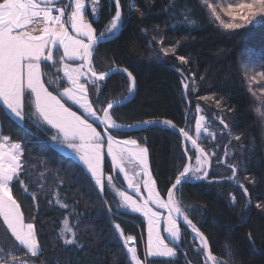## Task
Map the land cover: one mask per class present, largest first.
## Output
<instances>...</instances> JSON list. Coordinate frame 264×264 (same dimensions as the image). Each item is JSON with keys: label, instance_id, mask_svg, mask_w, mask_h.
<instances>
[{"label": "trees", "instance_id": "1", "mask_svg": "<svg viewBox=\"0 0 264 264\" xmlns=\"http://www.w3.org/2000/svg\"><path fill=\"white\" fill-rule=\"evenodd\" d=\"M134 2L144 15L129 11L128 5L133 0H120L125 22L115 38L98 45L93 56L98 73L114 67L127 68L135 78L134 96L110 114L118 125H134L149 119L170 120L195 137L199 105L206 126L216 134L214 139L204 134L206 139L198 141L209 153L210 171L200 182L194 178L178 186L176 198L189 219L207 237L214 254L224 256L228 245L236 264H264V117L256 111L259 108L264 112V104L249 91L246 72L242 70L245 65L257 73L264 71V23L254 22L243 29L226 31L212 22L200 0H175L174 6L172 0ZM114 14L112 0H100L97 16H90L89 20L95 21L93 27L99 33ZM161 38L163 43L158 42ZM172 46H176L175 55L165 56L161 49ZM177 56H184L187 63H181ZM261 83L264 85V81ZM184 84L188 85L187 89ZM99 86L98 94L89 86V99L98 98L102 102L93 104L100 116L107 101L128 94L130 81L125 73L117 72L100 81ZM202 96H214L220 106L200 99ZM72 108L78 110L74 105ZM25 112H30L27 103ZM221 118L227 128L220 123ZM0 121L3 135L10 136L11 142L20 143L24 149L21 179L29 193L36 195L33 201L20 185L14 187L13 194L21 203L25 220L36 225L41 241L43 254L32 258L36 264H127L126 250L113 221L121 225L126 236L136 237V247L142 256L144 220L127 210L117 212L118 199L106 191L101 195L79 160L50 148L49 139L55 135L51 128L46 125L38 128L27 121L26 128H22L3 116ZM89 122H92L90 118ZM112 133L116 138L135 139L146 147L151 175L164 199L167 189L187 164L181 138L164 124L135 132ZM186 148L193 164L195 150L189 142ZM228 163L236 166L237 178L248 189L247 196L235 182L227 179L232 175ZM104 172L112 173L107 158ZM245 176L254 178L255 183H249ZM232 196L236 198L235 203ZM57 199L68 204V208H61ZM257 204L262 207L258 208ZM66 216L72 224H77L78 219L75 231L83 248L66 245L60 238ZM179 227L181 238L171 264L188 261L203 264V257L196 251L200 242L195 234L182 225ZM249 233L255 247L249 241ZM14 244L0 221V246ZM167 259L155 258L152 264H164Z\"/></svg>", "mask_w": 264, "mask_h": 264}, {"label": "snow or ice", "instance_id": "2", "mask_svg": "<svg viewBox=\"0 0 264 264\" xmlns=\"http://www.w3.org/2000/svg\"><path fill=\"white\" fill-rule=\"evenodd\" d=\"M112 2L115 5V14L105 25L104 30L97 33L93 27L95 21L90 22L89 17L97 16L100 0H0V116L7 117L22 128H26V121L38 128L44 125L51 126L55 129V135L50 137L52 141L50 148L70 150L67 155L78 158L84 169L90 173L91 180L101 194L106 188L114 192L120 198L117 212L123 208L138 212L146 219L147 241L142 256L134 243L130 246V242H135L136 237L126 236L121 225L113 221L114 230L123 241V248L126 250L127 264H152L155 258H168L164 264H171V260L177 255L176 249L181 238L178 223L180 219L199 238L200 247L196 251L203 257V264H236L235 256L228 245H225L224 253L228 259H224V256L218 257L211 251L207 237L189 219L176 198L178 186L192 178L201 180L208 176L204 169L210 161L209 153L198 141L203 142L206 139L204 134L213 139L216 134L209 131L205 124V116L200 115L196 119L195 137L184 128L179 129V133L186 141L191 142L192 149L195 150L193 152L195 166L191 163L192 157H188L189 162L176 176L175 183L167 189L166 200L161 198L160 192L156 189V181L148 170L147 149L140 147L136 140H117L115 134L109 131L123 127L115 122L109 109L126 102L136 86L135 78L127 68L114 67L98 73L93 66V56L98 45L112 39L125 22L120 0ZM200 3L212 22L226 31L243 29L254 22L264 23V0H200ZM174 4L175 0H172V5ZM128 7L130 12L135 10L139 15H144L134 0ZM185 19L187 20V16ZM155 39L153 36V40ZM158 42L163 43V39ZM149 43L151 44V41ZM161 51L165 56L169 53L175 55L176 46L162 48ZM177 59L181 63H187L184 56H177ZM77 61L79 63H76ZM61 72L63 75H60ZM117 72L127 74L130 81L129 95L107 101V107L101 109L103 112L101 117L93 104L102 102L98 98L95 101L89 99V86L98 94L99 82ZM245 75L249 80V91L264 104V87L259 89L260 95L251 87L253 83L259 84L260 81H264V71L250 77L247 73ZM257 76L260 80H257ZM184 88L187 89L188 85L184 84ZM200 99L214 101L220 106V101L215 100L214 96H202ZM69 101L71 104H68ZM26 103L30 109L28 114L25 112ZM72 105L78 106V110L74 111ZM196 111L197 113L202 111L199 105ZM256 111L264 117V112H260L259 108ZM89 118L92 122H89ZM96 121L99 123L94 126ZM141 123L145 125L163 123L172 128L176 127L170 120L162 122L145 120ZM220 123L224 128L228 127L222 118ZM101 126L102 130L98 131ZM235 138L240 139L239 136ZM187 151L186 148L185 154ZM23 152L20 143L11 142L10 136L3 135L0 121V221L15 241L12 247L0 246V264H36L32 258L43 254L36 225L31 220L26 222L21 203L13 194L15 185H20L26 195H30L33 201L36 199L35 193H29L24 180L21 179L24 171L21 159ZM106 157L111 158L112 167L118 170L117 176L123 173L128 188L132 189L136 198L117 186L114 182L116 176L111 174L105 176ZM220 162L223 161H218ZM126 165L133 169L138 167L140 170L129 175ZM227 167L232 171V175L227 179L235 182L247 196L248 189L237 178L236 166L228 163ZM141 174L142 178L136 179L141 177ZM244 179L249 183H255L254 178L245 176ZM142 188L147 192L146 198L141 195ZM231 199L235 203V196ZM56 203L61 208H68V204L62 203L60 199H57ZM152 205L155 206V210ZM256 206L262 207L261 204ZM159 209H166L167 216H163ZM109 212H112L111 208ZM71 215L72 213H69V216ZM62 223L60 238L64 244L83 248L77 241L75 231L78 219L77 224H72L66 216ZM66 233L70 234L71 238H65ZM249 241L255 247L251 233ZM187 264L191 262L188 261Z\"/></svg>", "mask_w": 264, "mask_h": 264}, {"label": "rangeland", "instance_id": "3", "mask_svg": "<svg viewBox=\"0 0 264 264\" xmlns=\"http://www.w3.org/2000/svg\"><path fill=\"white\" fill-rule=\"evenodd\" d=\"M93 18H95V17H93ZM242 66V65H241ZM249 66H245L244 65V69H242V70H245V72L249 75H247L248 77H250V76H252V75H255L257 72L256 71H253L251 68H248ZM257 80H260V78H259V76H257ZM246 84H247V86L249 87V80L246 78ZM251 87L253 88V90H255L256 92H257V95H260V92H259V89L261 88V87H264V85H262V83H261V81H260V83L259 84H256V83H253L252 85H251ZM70 103H71V101H70ZM257 103H258V101H257ZM256 103V104H257ZM75 107H77L78 108V106H76V105H74ZM262 108V107H261ZM80 111H82V110H80ZM102 114V113H101ZM200 115H203V114H201L200 112L199 113H197V111H196V119L197 118H199V116ZM91 119V118H90ZM196 119H195V124H196ZM206 118H205V124H206ZM208 123H210V122H208ZM207 127H208V129H210V126H208L207 125ZM210 131V130H209ZM117 140H135V139H132V138H123V139H121V138H116ZM49 141L52 143V141H51V139H49ZM137 141V140H136ZM137 144L140 146V147H142V148H146L144 145H142L141 143H139L138 141H137ZM63 152H65V153H68V151L67 150H65L64 149V151ZM72 157H74L76 160H78V158L77 157H75L74 155L72 156ZM107 159H108V157H106ZM146 160H147V167H148V170H149V172L151 173V171H150V166H149V161H148V153H147V156H146ZM109 161V160H108ZM110 163V162H109ZM111 165V164H110ZM193 166H195V159H194V162H193ZM126 169H127V171L129 172V175H133V172L134 171H139L140 169L137 167V168H135V169H133L131 166H128V165H126ZM207 169V165L205 166V169L204 170H206ZM111 170H112V173H113V170H114V168L111 166ZM112 173H111V175H112ZM89 174V173H88ZM115 175H116V173H114ZM120 174V178H118V176L116 175V177H117V180L119 181V186L120 185H122L123 183H125V181H124V179H123V177H124V175H123V173H119ZM201 173H197V175H200ZM107 175H109V174H105V176H107ZM123 177H122V176ZM142 175L143 174H141V177H136V179H141L142 178ZM89 176H90V174H89ZM91 178V177H90ZM153 178V177H152ZM192 179H194V178H192ZM93 182V184H94V181H92ZM127 182V181H126ZM96 187V186H95ZM96 189L98 190V188L96 187ZM130 190H132V189H130ZM98 192H99V190H98ZM100 193V192H99ZM101 194V193H100ZM104 194V193H103ZM102 195V194H101ZM141 195L142 196H144L145 198L147 197V192L146 191H144L143 190V188L141 189ZM162 198V197H161ZM120 199V198H119ZM163 199V198H162ZM120 200H118V202H119ZM152 207L154 208V210H155V206L154 205H152ZM119 210H124L123 208H121V209H119ZM159 211L162 213V215L163 216H167V210L166 209H159ZM131 213V212H130ZM132 214H134V213H132ZM135 215H137V214H135ZM142 216V215H141ZM140 216V217H141ZM142 218H143V220H144V222H145V245H146V241H147V221H146V219L142 216ZM162 227H163V225H162ZM162 234L163 235H166V233H163L162 232ZM65 238H71V235L70 234H65ZM197 239V241L198 242H200V240H199V238L198 237H196ZM123 242V241H122ZM133 243L135 244V246H136V242H130V246H133ZM170 246H173V245H170Z\"/></svg>", "mask_w": 264, "mask_h": 264}, {"label": "water", "instance_id": "4", "mask_svg": "<svg viewBox=\"0 0 264 264\" xmlns=\"http://www.w3.org/2000/svg\"><path fill=\"white\" fill-rule=\"evenodd\" d=\"M113 5H114V3H113ZM114 8H115V5H114ZM121 30V29H120ZM120 32V31H119ZM119 32H117L116 34H115V36H113L112 37V39L113 38H115L118 34H119ZM111 40V39H110ZM109 41V40H108ZM126 74V73H125ZM112 75V74H111ZM127 75V74H126ZM107 79V78H106ZM105 79V80H106ZM135 92H136V86H135V88H134V90H133V92H132V94L129 96V99L126 101V102H128L133 96H134V94H135ZM127 95H129V93L127 94ZM126 102H124V103H126ZM123 103V104H124ZM123 104H121V105H123ZM121 105H119V106H121ZM116 107H118V106H114V108H116ZM113 108V109H114ZM113 109H109V112L111 111V110H113ZM101 117L103 116V112H102V114L100 115ZM149 120H156V121H160V122H162V121H164V120H166V119H149ZM157 124H163V123H157ZM174 124V123H173ZM152 125H155V124H149V125H145V124H142L141 122L140 123H138V124H134V125H131V127H127L128 125H121V126H123V127H121V128H119V129H110L109 131H111V132H117V133H126V132H135V131H140V130H143V129H145V128H147L148 126H152ZM175 125V124H174ZM176 126V125H175ZM168 127H170V126H168ZM171 129H172V131L176 134V135H178L180 138H181V147H182V150H183V152H184V154H185V149H186V142H189L190 144H191V142L190 141H186L185 139H184V137L179 133V129H181V128H179V127H175V128H172V127H170ZM186 155V159H187V163L189 162L188 161V155L187 154H185ZM206 171L209 173V171H210V161H209V164L207 165V169H206ZM205 179V178H204ZM204 179H201V180H196V179H194V181L195 182H200V181H202V180H204ZM173 183H175V180H174V182ZM172 183V184H173ZM171 187V186H170ZM175 191V190H174ZM165 200L167 199V193H166V195H165V198H164ZM178 223H179V225H182V226H184L185 228H187V229H189L190 231H192L191 230V228H189L184 222H183V220L182 219H180L179 221H178Z\"/></svg>", "mask_w": 264, "mask_h": 264}, {"label": "crops", "instance_id": "5", "mask_svg": "<svg viewBox=\"0 0 264 264\" xmlns=\"http://www.w3.org/2000/svg\"><path fill=\"white\" fill-rule=\"evenodd\" d=\"M70 63H71V62H70ZM76 63H79V62L77 61ZM62 74H63V73H62ZM46 126H48V125H46ZM48 127L51 128V126H48ZM51 129H52V128H51ZM52 130L55 132V129H52ZM65 150H67L68 152H70V150H68V149H65ZM108 160H109V162H110V164H111V158H110V157H108ZM111 166H112V165H111ZM117 172H118V170L114 169L112 175L116 176V175H117ZM114 173H116V175H115ZM89 174H90V173H89ZM121 176H122V175H121ZM122 177H123V176H122ZM118 178H120V174H118ZM123 179H124V177H123ZM124 181H125V179H124ZM114 182L117 184L118 187H122V190H126V191L128 192L129 195H133V198H136V197H135V194L133 193V191L130 190V189L128 188V185H127V182H126V181H125V183H123V184L120 185V186H119V181L117 180V178H116V180H115ZM105 191H106L107 193H109V194L115 196L118 200H120L119 197L116 196L114 192H111V191L107 190V188H106ZM119 202H120V201H119ZM124 210H127V209H124ZM127 211H129V212H131V213H134V214H137V215L141 216V214L138 213V212H132V211H130V210H127ZM141 218H142V216H141ZM142 219H143V218H142Z\"/></svg>", "mask_w": 264, "mask_h": 264}]
</instances>
